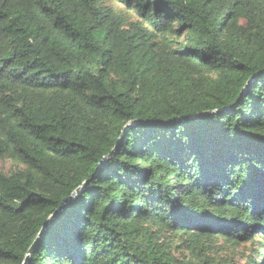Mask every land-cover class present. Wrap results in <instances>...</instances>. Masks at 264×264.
Instances as JSON below:
<instances>
[{
    "label": "trees",
    "instance_id": "trees-1",
    "mask_svg": "<svg viewBox=\"0 0 264 264\" xmlns=\"http://www.w3.org/2000/svg\"><path fill=\"white\" fill-rule=\"evenodd\" d=\"M0 161V264H264V0H0Z\"/></svg>",
    "mask_w": 264,
    "mask_h": 264
},
{
    "label": "rangeland",
    "instance_id": "rangeland-1",
    "mask_svg": "<svg viewBox=\"0 0 264 264\" xmlns=\"http://www.w3.org/2000/svg\"><path fill=\"white\" fill-rule=\"evenodd\" d=\"M19 168H21V167L14 164L13 162H2V161H0V171L10 172L12 170L14 172ZM255 241L258 242L259 239H256Z\"/></svg>",
    "mask_w": 264,
    "mask_h": 264
},
{
    "label": "water",
    "instance_id": "water-1",
    "mask_svg": "<svg viewBox=\"0 0 264 264\" xmlns=\"http://www.w3.org/2000/svg\"><path fill=\"white\" fill-rule=\"evenodd\" d=\"M54 219V216H52L49 221L47 222L46 226H45V229L49 226V224L51 223V221Z\"/></svg>",
    "mask_w": 264,
    "mask_h": 264
}]
</instances>
